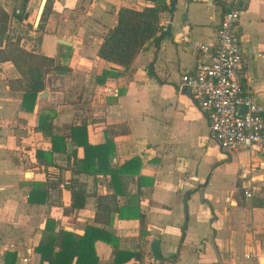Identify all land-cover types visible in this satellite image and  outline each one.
Instances as JSON below:
<instances>
[{"label": "crops", "instance_id": "obj_1", "mask_svg": "<svg viewBox=\"0 0 264 264\" xmlns=\"http://www.w3.org/2000/svg\"><path fill=\"white\" fill-rule=\"evenodd\" d=\"M48 2L0 0L11 16L0 46V264H48L37 251L45 235L82 236L88 226L106 233L93 246L97 264H114L118 249L141 255L124 264H264V154L224 152L192 90L179 87L198 61L193 43L214 45L241 0H176L161 15L160 43L148 42L127 71L102 59L100 45L120 8L151 0H50L38 29ZM242 4L246 84L264 106V0ZM31 65L45 89L29 110L21 69ZM105 71L113 74L102 80ZM72 126H86L92 145L114 143L106 170L99 157L76 164L86 150ZM72 185L88 194L84 208L72 207Z\"/></svg>", "mask_w": 264, "mask_h": 264}, {"label": "trees", "instance_id": "obj_2", "mask_svg": "<svg viewBox=\"0 0 264 264\" xmlns=\"http://www.w3.org/2000/svg\"><path fill=\"white\" fill-rule=\"evenodd\" d=\"M49 2L43 12L38 29H44L45 27L50 6ZM151 2V4L143 8L122 7L119 9L117 24L106 33L100 45L98 55L102 59L120 65L124 71H127L132 67L135 59L148 42L154 41L157 45L160 43V34L164 32L161 26V15L166 11H173L176 0H171L169 4L166 0H151ZM13 15L19 20L24 19V15L21 12L14 11ZM10 17V14L3 7H0V46L5 38ZM51 63H53L52 60ZM57 69V66L51 65L45 71L49 72ZM21 72L28 77L23 105L25 108L32 110L34 109L38 94L45 89V73L41 68H34L32 65L21 69ZM110 74H113V72L105 71L101 79L105 80L104 78ZM28 102L30 105H28ZM40 125H42V121ZM70 133L72 138L79 145H83L86 150L84 160H77L75 161L76 164L80 166L82 162L83 164L91 165L94 163V159L99 157L100 162L98 163L101 164V167L99 166L98 170L102 168L106 170L107 161L105 159V162L103 159L104 157L108 158L107 152L109 149H114V143L109 140L105 145H92L86 137V126H72ZM57 139L63 140L64 136L62 138L53 136V142H56ZM54 149H57V147L54 146ZM76 153L75 151L74 156H76ZM44 155L46 156L48 153H44ZM109 171L112 173L114 179H119V173L122 170L109 169ZM71 194L72 207L75 209L84 208L88 194L82 188H77L75 185L71 187ZM140 194L139 187L136 197H139ZM139 204V200L134 202L132 209L136 213L133 216L139 219L142 227H144L146 216L140 211ZM116 211H119V209ZM50 228V226H47V229ZM141 232L144 233V229ZM103 234H106L105 231L93 226H88L85 234L82 236L62 230L56 235H45V239L37 247V251L41 254V259L47 261L48 264H73L74 261L75 264H97L98 258L95 256L93 246L99 237H104ZM57 246L59 247L58 250H56ZM140 256L139 252L118 249L114 264H124L131 258H139Z\"/></svg>", "mask_w": 264, "mask_h": 264}, {"label": "built area", "instance_id": "obj_3", "mask_svg": "<svg viewBox=\"0 0 264 264\" xmlns=\"http://www.w3.org/2000/svg\"><path fill=\"white\" fill-rule=\"evenodd\" d=\"M242 5L241 0L224 13L214 45L193 43L198 61L192 72L181 76L179 87L192 90L224 152L249 149L264 154V106L246 84L248 64L242 48ZM245 195L251 198L253 188H246Z\"/></svg>", "mask_w": 264, "mask_h": 264}, {"label": "water", "instance_id": "obj_4", "mask_svg": "<svg viewBox=\"0 0 264 264\" xmlns=\"http://www.w3.org/2000/svg\"><path fill=\"white\" fill-rule=\"evenodd\" d=\"M63 42H64V43H66V41H64V40H63ZM69 147L71 148V147H72V145H71V144H69ZM213 244H214V246H215V243H214V241H213ZM215 249H216V251L218 252V250H217L216 246H215ZM217 254H218V256H219V253H217ZM219 258H220V257H219ZM220 260H221V259H220ZM220 262H221V261H220Z\"/></svg>", "mask_w": 264, "mask_h": 264}]
</instances>
